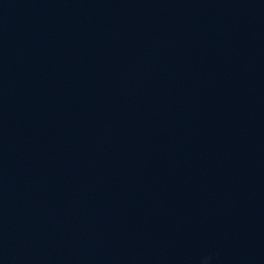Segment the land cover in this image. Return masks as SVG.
Here are the masks:
<instances>
[{"label": "water", "instance_id": "1", "mask_svg": "<svg viewBox=\"0 0 264 264\" xmlns=\"http://www.w3.org/2000/svg\"><path fill=\"white\" fill-rule=\"evenodd\" d=\"M0 264H264V0H0Z\"/></svg>", "mask_w": 264, "mask_h": 264}]
</instances>
